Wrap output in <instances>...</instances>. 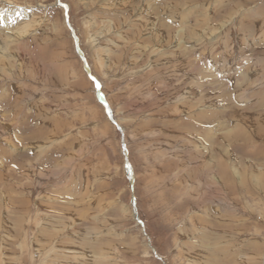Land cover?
Returning a JSON list of instances; mask_svg holds the SVG:
<instances>
[{"label":"rangeland","instance_id":"374dc122","mask_svg":"<svg viewBox=\"0 0 264 264\" xmlns=\"http://www.w3.org/2000/svg\"><path fill=\"white\" fill-rule=\"evenodd\" d=\"M58 1L0 0V264H264V0Z\"/></svg>","mask_w":264,"mask_h":264},{"label":"water","instance_id":"95a60500","mask_svg":"<svg viewBox=\"0 0 264 264\" xmlns=\"http://www.w3.org/2000/svg\"><path fill=\"white\" fill-rule=\"evenodd\" d=\"M56 2H58V4H59V1L58 0H56ZM80 53V52H79Z\"/></svg>","mask_w":264,"mask_h":264},{"label":"snow or ice","instance_id":"6c2138e0","mask_svg":"<svg viewBox=\"0 0 264 264\" xmlns=\"http://www.w3.org/2000/svg\"><path fill=\"white\" fill-rule=\"evenodd\" d=\"M99 85L97 84V87H98Z\"/></svg>","mask_w":264,"mask_h":264},{"label":"bare ground","instance_id":"6f19581e","mask_svg":"<svg viewBox=\"0 0 264 264\" xmlns=\"http://www.w3.org/2000/svg\"><path fill=\"white\" fill-rule=\"evenodd\" d=\"M17 34H19V33H17ZM21 34V33H20Z\"/></svg>","mask_w":264,"mask_h":264}]
</instances>
